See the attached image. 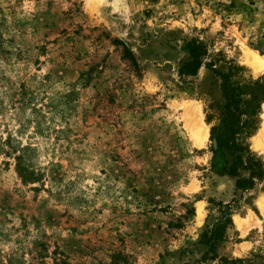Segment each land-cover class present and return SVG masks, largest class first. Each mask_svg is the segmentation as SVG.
Returning <instances> with one entry per match:
<instances>
[{
    "label": "rangeland",
    "instance_id": "rangeland-1",
    "mask_svg": "<svg viewBox=\"0 0 264 264\" xmlns=\"http://www.w3.org/2000/svg\"><path fill=\"white\" fill-rule=\"evenodd\" d=\"M250 51L264 0H0V264H264V180L236 190L210 139L230 67L260 81L242 100L264 95ZM240 107L235 139L264 163V101ZM220 202L232 225L199 262Z\"/></svg>",
    "mask_w": 264,
    "mask_h": 264
},
{
    "label": "trees",
    "instance_id": "trees-1",
    "mask_svg": "<svg viewBox=\"0 0 264 264\" xmlns=\"http://www.w3.org/2000/svg\"><path fill=\"white\" fill-rule=\"evenodd\" d=\"M123 47L124 55L130 57L134 61L130 50L125 45H123ZM200 56V45L195 46L194 44L193 62L194 64H197V66ZM212 65L213 64H209V66ZM233 68L235 69V67H230L229 72L221 76L223 108L217 124L211 126L210 139L214 142V146L211 147V152L213 157L223 158L225 163V166L222 169L223 172L232 177L236 176V190L246 192L254 188L256 180H264V163L261 159L254 158L248 147L243 146L242 143H239L235 139L236 136L243 134L241 131L244 129V123H242L241 120L242 110L240 105L248 104L250 108L249 114L254 118L260 108V102L264 101V95L258 96L249 93L250 100L248 102L242 100V96L245 95L247 91L253 90L252 86L261 88L260 81L250 82L245 87L240 86L238 83L229 82L231 80V70L233 71ZM254 130L255 129L252 128V131ZM252 131L245 132V136H252ZM229 151L237 153L236 162L230 165L226 158V153ZM243 154H245L246 157H243ZM243 159H245V161H243ZM239 169L247 171V177H242L238 173L239 171H237ZM219 205L220 216H218L216 223L211 228L204 231L201 236L200 244L205 247L206 250L204 256L199 262L206 261L205 259H208L206 257L209 254H213V257L209 258L210 260L216 258L214 252L223 241L227 228L232 225L231 213L229 212L231 206L222 204L221 202ZM220 260L225 264H243L244 262L241 259L227 260L226 258H220Z\"/></svg>",
    "mask_w": 264,
    "mask_h": 264
},
{
    "label": "bare ground",
    "instance_id": "bare-ground-1",
    "mask_svg": "<svg viewBox=\"0 0 264 264\" xmlns=\"http://www.w3.org/2000/svg\"><path fill=\"white\" fill-rule=\"evenodd\" d=\"M246 58L250 66H252L255 69V72L264 71V56L258 54L256 51H250L249 53H247ZM199 114L200 113L198 112V110L195 109L194 107H190V106L185 107L184 115L192 131L191 134L195 140V144L200 146L206 141L208 137V129L207 127H205L204 124H202L201 116ZM254 140H255V145L257 146L255 148H258V146L261 145L260 144L261 139L258 140L255 138ZM262 200H261V203H262V207L264 208V200L263 201ZM237 222L239 226L242 227L240 219H237Z\"/></svg>",
    "mask_w": 264,
    "mask_h": 264
}]
</instances>
